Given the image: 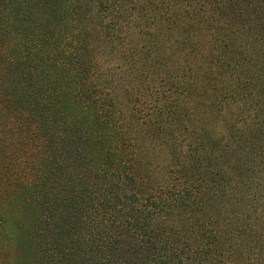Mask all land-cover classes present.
<instances>
[{
    "label": "trees",
    "instance_id": "16d2710c",
    "mask_svg": "<svg viewBox=\"0 0 264 264\" xmlns=\"http://www.w3.org/2000/svg\"><path fill=\"white\" fill-rule=\"evenodd\" d=\"M154 27L193 29L200 66L219 71L197 76L182 115L192 102L236 115L210 137L190 114L151 180L129 119L101 91L98 55ZM0 58V118L22 122L37 141L19 175L4 163L11 145L0 132L5 222L39 208L33 264H264V0H0Z\"/></svg>",
    "mask_w": 264,
    "mask_h": 264
},
{
    "label": "rangeland",
    "instance_id": "374dc122",
    "mask_svg": "<svg viewBox=\"0 0 264 264\" xmlns=\"http://www.w3.org/2000/svg\"><path fill=\"white\" fill-rule=\"evenodd\" d=\"M171 17L173 16L169 17L167 14L166 20ZM175 25L176 23L173 22L170 26ZM151 30L154 31L153 36L143 35L139 38L138 32L136 38L139 39L136 44L130 47H128L129 43L127 46L124 45L117 54L115 52L112 55L107 52L99 53L98 62L102 66L100 69L102 72L101 91L107 94L108 98L112 97L115 101L117 100V112L121 115L124 113V117L129 119L127 128L131 132L130 142L133 144L134 156L140 164L142 175L153 180L158 177L155 173L163 169L161 162L164 161V152H167L166 150L170 152L171 149L175 152L174 142L181 144V140H184L186 136L184 127L189 126L188 120L194 118L190 114H196V118L204 119L205 132L210 137L220 136L218 132L230 127L231 118L236 114L229 111V107L225 110L215 107L214 112H208L207 109L191 110L189 106L195 104L192 102L187 106L188 117L182 115V110L178 108L183 105V102H191L190 99L197 96L198 90L195 87L197 76L212 72L218 74L219 71L216 67L214 71H209L207 67L200 66L198 61L202 59L201 50H198L195 42L190 38L195 35L193 29H189V34L187 30L180 31V33H174L169 29L155 32V27ZM212 34L213 39L218 38L214 33ZM138 51L140 53L135 55ZM3 62L4 58H0L1 69ZM217 63L221 65L220 61ZM216 83L219 84L220 81L217 80ZM169 88L176 94L174 99L170 97L173 94L167 92ZM1 93L3 92L0 88ZM207 98L209 97H204V99ZM220 110L223 111V117H217L220 116ZM171 114H175L176 117H172ZM10 117L0 118V132L6 136L4 137L6 143L11 145L5 150L3 160L5 164L11 160L15 172L20 175L27 173L25 171V167L29 166L27 163L32 161L37 154L35 151L37 141L33 139L35 137L30 139L26 137L25 124ZM125 118H120V120H126ZM233 120L237 122L236 118ZM154 125H162L166 132L158 133ZM166 140H170L171 143H167ZM10 154L11 158L6 160ZM165 163L163 162V165ZM2 172L5 181L3 176H0V222H2L0 226V264H33L39 247L35 231L37 223H34L39 208L35 204L22 217L21 203L17 201L16 206L21 208L18 211L21 217L17 220L13 218L12 221L9 220V223H6L5 218L10 211L4 203H1V195L5 189H9V186L4 168ZM24 225L22 232L25 233V237L21 240H14L11 236L14 229L18 228L16 230L18 232Z\"/></svg>",
    "mask_w": 264,
    "mask_h": 264
}]
</instances>
